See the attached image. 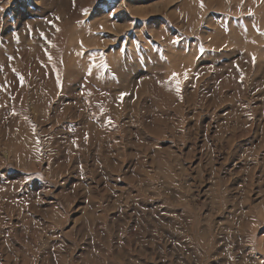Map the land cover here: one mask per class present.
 Returning <instances> with one entry per match:
<instances>
[{
	"label": "rangeland",
	"instance_id": "rangeland-1",
	"mask_svg": "<svg viewBox=\"0 0 264 264\" xmlns=\"http://www.w3.org/2000/svg\"><path fill=\"white\" fill-rule=\"evenodd\" d=\"M0 264H264V0H0Z\"/></svg>",
	"mask_w": 264,
	"mask_h": 264
},
{
	"label": "snow or ice",
	"instance_id": "snow-or-ice-1",
	"mask_svg": "<svg viewBox=\"0 0 264 264\" xmlns=\"http://www.w3.org/2000/svg\"><path fill=\"white\" fill-rule=\"evenodd\" d=\"M201 6H203V5L201 4ZM176 75H177V74H175V73L173 74V76H176ZM178 83H179V82H177V84H178ZM177 90H179V88H178V87H177Z\"/></svg>",
	"mask_w": 264,
	"mask_h": 264
}]
</instances>
